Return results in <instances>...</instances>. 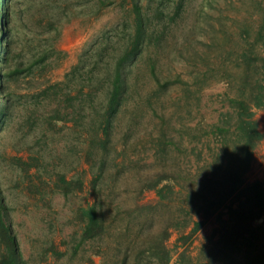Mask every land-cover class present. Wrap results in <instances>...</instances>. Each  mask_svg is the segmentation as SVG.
<instances>
[{"label":"trees","instance_id":"trees-1","mask_svg":"<svg viewBox=\"0 0 264 264\" xmlns=\"http://www.w3.org/2000/svg\"><path fill=\"white\" fill-rule=\"evenodd\" d=\"M197 1L0 0V264H264V180L244 184L241 176L263 139L256 119L257 109L264 108L263 1L257 21L234 31L215 59L217 66L220 58L234 61L238 70L229 82L225 109L217 121L204 116L190 127L211 141L215 168L227 164V158L235 168L229 171L232 183L224 197L233 199L228 217L218 216L217 238L191 251L218 203L201 197L188 183L194 176L172 161L179 149L188 151L186 124L179 142L170 132L159 135L161 167L135 183L138 194L155 191L158 204L126 209L106 199V175L116 160L123 113L131 99L158 98L172 82L164 79L160 58L170 37L178 35L185 50L200 56L211 47L205 27L217 0ZM108 10L120 12L118 21L96 33L63 78L54 79V70L68 55L61 46L65 26ZM147 76L155 83L148 92L147 84L141 85ZM146 105L136 102L132 112ZM190 150L198 160L208 159L204 148ZM7 166L16 175L14 187L5 185ZM86 190L92 200L76 209L75 228L60 243L52 239L37 253H26L16 227L19 195L26 197V208L41 211L52 207L56 195L70 198ZM180 196L190 201L182 202L157 231L148 223L132 233L131 226L119 228L110 219L130 210L148 214L143 212L172 206ZM174 230L182 247L176 258L167 243ZM80 255L83 261L77 262Z\"/></svg>","mask_w":264,"mask_h":264},{"label":"rangeland","instance_id":"rangeland-1","mask_svg":"<svg viewBox=\"0 0 264 264\" xmlns=\"http://www.w3.org/2000/svg\"><path fill=\"white\" fill-rule=\"evenodd\" d=\"M262 1L264 2V0H217L216 6L212 8L214 17L209 19L211 24H206L205 27V39L211 43V47L207 49V55L200 56L194 51L185 50L178 35L170 37L160 58L161 73L164 79H171L172 82L158 98L149 101L139 97L136 100L131 99V105L123 113V125L116 139L118 148L114 153L116 160L106 175V199L110 202H122L126 209H130L136 203L158 204L155 191L138 194L136 187L139 186L136 182L148 172L156 171L161 167L163 160L158 153L159 135L170 132L174 140L179 142L181 127L186 124L188 127L184 141L188 151L179 149L172 156V161L184 172L194 176L188 183L194 185L201 197L202 195L213 197L218 203L195 236L191 245L193 252L217 238L220 227L218 216L228 217L227 205L232 201L233 196L225 199L224 197L230 191L232 183L229 171L235 168L232 165L228 166L230 158H227V164L215 168L212 146L208 144L210 140L203 136V132H199L200 135L192 131L190 127H194L204 116L208 122L217 121L219 113L225 109L229 82L234 81L231 80L233 73L238 70L235 68L234 61L220 58L221 64L217 66L215 59L223 51V43L229 45L234 31H240L244 23L257 21L259 11L262 9ZM194 8L193 11H195ZM119 16L118 10H108L100 17L81 16L68 23L61 40V46L68 55L54 70V79H62L64 73L77 62L80 51L92 37L106 24L117 22ZM193 19L194 16L191 14L188 20L190 24L193 23ZM144 84H147V92L155 87V83L150 81L148 76L141 81V85ZM136 102L147 104L146 110L139 113L132 112L133 104ZM135 113L137 115L134 117ZM256 119L263 133V139L255 148L249 167L241 174L244 184L264 180V108L257 109ZM129 124L131 127H128ZM126 131L128 135L124 138ZM200 136L202 140H198ZM194 147L204 148L208 159L198 160L197 155L190 150ZM7 151L13 153L8 147ZM82 167L88 168L84 159H82ZM3 174L6 187H14L16 175L9 166L5 167ZM88 178H91V174ZM18 199L16 227L21 246L26 253L31 251L37 253L52 239L60 243L62 238L75 228V222L71 219L76 209L91 201L92 197L88 190L70 198L56 195L52 207L41 211L26 208L24 205L26 197L23 194L19 195ZM189 201L186 196H180L175 203L171 204L172 206H157L150 212H143L148 214L136 215L130 210L116 217L111 214L110 219H113L114 224L119 228L131 226L132 233H137L138 226L148 223H151L152 229L157 231L170 222L172 215L178 211V206L182 202ZM195 218L201 219V216L195 214ZM178 237L179 233L174 230L167 242L175 258L178 251L182 249ZM112 243L115 244V241ZM80 260L83 261L81 255L77 257V262Z\"/></svg>","mask_w":264,"mask_h":264},{"label":"water","instance_id":"water-1","mask_svg":"<svg viewBox=\"0 0 264 264\" xmlns=\"http://www.w3.org/2000/svg\"><path fill=\"white\" fill-rule=\"evenodd\" d=\"M261 221L263 220V219H260Z\"/></svg>","mask_w":264,"mask_h":264}]
</instances>
